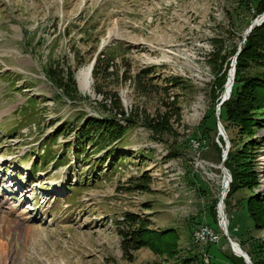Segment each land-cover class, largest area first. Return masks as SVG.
Here are the masks:
<instances>
[{"label": "rangeland", "instance_id": "374dc122", "mask_svg": "<svg viewBox=\"0 0 264 264\" xmlns=\"http://www.w3.org/2000/svg\"><path fill=\"white\" fill-rule=\"evenodd\" d=\"M258 1L0 0V264H206L204 251L212 264H234L228 238L248 256L264 242V108L251 110L247 133L231 126L232 150H245L241 188L223 200L227 236L218 225L217 105L244 33L264 13L253 16ZM50 62L70 69L86 100L63 97L45 77ZM90 65L81 92L77 74ZM111 104L134 122L112 146L120 163L104 152L78 162L69 151L56 167L49 158L72 134L41 162L62 124L106 116ZM162 118L167 131L154 135L147 124ZM200 225L219 242H194ZM167 229L176 237L156 251L122 250L120 231L149 240Z\"/></svg>", "mask_w": 264, "mask_h": 264}, {"label": "trees", "instance_id": "16d2710c", "mask_svg": "<svg viewBox=\"0 0 264 264\" xmlns=\"http://www.w3.org/2000/svg\"><path fill=\"white\" fill-rule=\"evenodd\" d=\"M254 5L255 8L253 11L255 13L253 16L259 15L264 11V0H259ZM240 46L241 50L235 63V75L230 97L229 100L220 106V113L218 114L220 123L231 141V150L223 163L231 175V183L229 184V191L226 195L225 203L231 194L241 188L237 172L238 159L245 153L244 148L235 152L232 150L234 147V140L232 134L233 128H231V126H236V124H238L237 126L240 127L238 130L240 129L242 134L247 133L249 130L247 127H251V124L248 123L251 120L249 116L251 110H255L256 107L264 108V22L259 27L254 28ZM110 50L111 49H108V51ZM100 62L102 61H97L93 71L96 72L98 67L100 68ZM249 69H259L260 71L249 74ZM44 74L71 104L76 105L78 102L80 103V101L86 100L78 93L73 73L70 69L67 68L65 70L59 63L50 62L45 67ZM220 92L221 90L219 93ZM31 103H33V101ZM103 107L108 115L96 118L87 116L83 113L77 114L73 123L62 124L57 129L58 133L54 137L46 138L42 143L44 154L41 156L43 159L41 162L46 163V158L50 157L51 147L56 143V139L59 135L67 137V134H72V140L62 145L61 152L55 157L49 158L51 159L50 161L56 163V167L64 165L63 163L67 161L66 156L69 151H71L74 159L78 162L84 161L90 163L92 156L104 152V158L112 157L113 162L117 161L116 163H120L123 158L118 156L113 158V156L116 155V149L112 146L123 139L127 129L132 126L134 122L129 119L128 116L126 117L125 112H123L121 108L113 104L110 105L109 109H106V105ZM150 122V124H147V128L154 135H159L160 132L164 133L167 131V121L165 119H152ZM247 209L252 221L256 227H258L259 221L255 216V212L249 205ZM211 217L214 220L212 215ZM125 219L128 223L135 221L132 215H125ZM119 234L122 237V250L125 251V253L138 247H146L151 251H156L155 249L160 243L161 245H163V243L165 245L167 244L166 241L168 238L176 237L172 229L158 231L154 234L152 233L151 235L155 236V238L150 237L149 240L143 238L141 230L131 231L130 233L120 231ZM252 245L255 250L249 253L250 263L264 264V252L262 253V257L259 256L260 250L262 248L264 249V242H260L259 244L258 242H252ZM127 247H129V250H127ZM202 255L203 258H206L204 254ZM230 259L234 264H244L240 258L235 256H231ZM193 260H184L183 264H191ZM199 264H203V262L200 261ZM209 264H212L211 261Z\"/></svg>", "mask_w": 264, "mask_h": 264}, {"label": "water", "instance_id": "95a60500", "mask_svg": "<svg viewBox=\"0 0 264 264\" xmlns=\"http://www.w3.org/2000/svg\"><path fill=\"white\" fill-rule=\"evenodd\" d=\"M264 22V13H262L254 22H252L249 26V28L246 30V32L244 33V37H247L251 31L255 28V27H259L262 23ZM236 58H237V55L233 58V61H232V64H231V70L230 72L228 73V78H229V75L231 76V81H230V84L228 83L229 80L227 79V82L225 84V86L227 85V83L229 84L228 88V93H224L222 96H221V99H220V102L219 104L217 105V111H219L220 109V106L227 100H229V96H230V93H231V87L233 85V81H234V74H235V62H236ZM92 69V65L89 66V73ZM218 131H219V135L222 137L224 143H225V147H224V150L222 151V159H221V163L218 167V169L221 170V172L223 173V176L227 178V183H231V176L230 174L228 173V171L225 169L223 163L224 161L226 160L227 158V155H228V152H229V149H230V145H229V142L228 141V137L223 129V126L221 125V123H218ZM228 192V190H227ZM226 197V195H222L221 198H219V204H218V207L220 208V206H222V208H224V203L222 201V199L224 200ZM218 217H220V214L218 212ZM221 222L222 220L219 221V227H221ZM222 231L224 232V234L227 236V228H221ZM229 241V244L231 246V252L233 253L234 256L238 257V258H241L243 260V263L244 264H252L250 263V258L249 256L243 251V250H240V252H242V254H239L237 255L235 252H234V248H233V245H237L235 243H233L229 238L227 239ZM239 246V245H237Z\"/></svg>", "mask_w": 264, "mask_h": 264}, {"label": "bare ground", "instance_id": "6f19581e", "mask_svg": "<svg viewBox=\"0 0 264 264\" xmlns=\"http://www.w3.org/2000/svg\"><path fill=\"white\" fill-rule=\"evenodd\" d=\"M88 73H89V70L88 69H83L79 73V75L77 74V84H78V88H79V90L81 92L87 93L89 91V82H88L89 81V76H88ZM227 79L229 80L228 83L230 84L231 76L229 75V78L227 77ZM228 83H227V85L224 88V93H228V90H229V88H228L229 84ZM226 181H227V178L224 177V176H222V181L220 182L221 183L220 198H221L222 195L223 196L226 195L227 194V190L229 189V184L230 183H227ZM19 184H20V182H19ZM7 185H9V183H7ZM10 187H15V185L13 183H11V186ZM222 201H223V199H222ZM30 205L28 206L29 207L28 208L29 210L32 209V208H30ZM222 209H224V208H222V206H220V208L218 207L219 214H220V220H222V222H221V228H225L226 229L228 223H227V221L225 219L224 210H222ZM196 232H198L197 235H196V237H195L196 238L195 240L197 242H201V243L202 242H204V243L206 242V243L209 244V242L211 241V238H212V231H210V229L208 227L201 226V227L197 228V231ZM233 243H235V242H233ZM235 244H237V243H235ZM237 245H235V246L233 245L234 252L237 255L242 254V252H240V249L241 248L239 246H237Z\"/></svg>", "mask_w": 264, "mask_h": 264}, {"label": "built area", "instance_id": "2783aa9c", "mask_svg": "<svg viewBox=\"0 0 264 264\" xmlns=\"http://www.w3.org/2000/svg\"><path fill=\"white\" fill-rule=\"evenodd\" d=\"M200 226H204V225H200ZM212 231V238H211V241L209 242L208 245H211V244H217L219 242V236L217 233H215L213 230H210ZM198 232H193V240L195 242V237L197 235ZM204 256H206V264H209L210 262V259H208V254L204 251Z\"/></svg>", "mask_w": 264, "mask_h": 264}]
</instances>
